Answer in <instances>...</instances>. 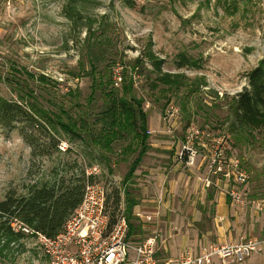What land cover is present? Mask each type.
I'll list each match as a JSON object with an SVG mask.
<instances>
[{
    "label": "rangeland",
    "instance_id": "1",
    "mask_svg": "<svg viewBox=\"0 0 264 264\" xmlns=\"http://www.w3.org/2000/svg\"><path fill=\"white\" fill-rule=\"evenodd\" d=\"M131 1L133 8L122 0H0V103L32 105L56 123L88 129L82 140L55 134L57 150L46 157H32L17 130L0 129V201L9 190L25 195L32 184L80 171L87 177L95 169L93 183L105 191L112 222L119 213L125 216L126 199L157 207L130 219L139 242L156 237L157 243L158 227L166 223L178 232L175 224L192 218L171 209L187 210L192 203L205 207L198 229H213L214 205L225 197L229 230L237 224L242 232L234 239L259 236L264 218L252 217L247 203L264 198V132L236 142L228 132L226 101L247 85L245 73L264 61V0ZM149 44L163 72L184 77L180 84L156 86L150 65H135ZM179 55L197 66L177 68ZM94 82L141 102L149 150L140 163L133 134L102 146L106 126L100 113L107 99ZM213 159L220 163L210 168ZM134 161L138 165L130 173ZM234 164L247 176L242 186L223 176ZM233 188L242 193V204L227 195ZM206 195L211 199L204 200ZM20 244L23 251L16 252ZM3 255L0 264H48L30 237Z\"/></svg>",
    "mask_w": 264,
    "mask_h": 264
},
{
    "label": "trees",
    "instance_id": "2",
    "mask_svg": "<svg viewBox=\"0 0 264 264\" xmlns=\"http://www.w3.org/2000/svg\"><path fill=\"white\" fill-rule=\"evenodd\" d=\"M82 1L83 0H79ZM125 6L133 8L134 2L122 0ZM74 8L72 11L74 12ZM68 18H72L68 15ZM73 19V18H72ZM104 40H97L103 43ZM148 63L153 75V83L163 86H175L182 82L183 76L163 72L162 61L154 54L149 44L135 59L136 66ZM196 63L184 55H179L177 68L196 67ZM247 85L234 97L226 101L228 110V132L236 142H244L252 137L253 131L264 132V61L244 75ZM98 84V85H97ZM94 82V89L104 93L107 105L100 120L106 126L101 134L102 146L107 148L123 133L133 134L140 148L138 163L142 161L149 145L147 140V114L142 109L140 101L118 97L114 90L105 91L101 83ZM126 89L123 90L126 93ZM66 119H70L66 117ZM58 122V121H57ZM83 125V124H82ZM75 128L72 125L56 123L43 110L24 105L11 100L0 103V129L17 130L21 138L31 148L32 157H46L51 150H57L59 139L54 135L63 131L65 134L77 136L80 140L87 135L85 125ZM243 140V141H241ZM101 144V142H100ZM133 162L129 172L132 173L138 165ZM70 168H67L69 171ZM127 176V175H126ZM87 183H93V177H85L84 171L77 175L61 176L52 181L32 184L26 188L25 195H18L9 190L0 201V256L8 254L13 246L25 238L24 234L12 228L14 221H19L34 232L47 237L57 236L66 220L80 204ZM116 206L118 196L116 197ZM134 201L126 199L125 216L128 222L127 239L136 233V226L130 222ZM115 220H113L114 222ZM21 248V249H19ZM22 245L16 252H22Z\"/></svg>",
    "mask_w": 264,
    "mask_h": 264
},
{
    "label": "built area",
    "instance_id": "3",
    "mask_svg": "<svg viewBox=\"0 0 264 264\" xmlns=\"http://www.w3.org/2000/svg\"><path fill=\"white\" fill-rule=\"evenodd\" d=\"M221 153L217 156L219 157ZM191 153L189 159L194 158ZM219 164L212 160L210 168ZM95 169L86 171V176L95 174ZM224 178L242 186L247 176L234 164ZM227 195L235 204L243 203V195L237 188ZM252 211L264 217V198L247 203ZM12 228L34 239L48 259V264H241L252 256L264 260V236L241 238L227 243L204 242L197 252L184 250L177 259L158 261L156 259V237L142 242L127 239L128 222L123 213L111 221L107 212L106 196L103 187L97 183H87L78 207L64 223L55 237H47L34 232L19 221Z\"/></svg>",
    "mask_w": 264,
    "mask_h": 264
},
{
    "label": "crops",
    "instance_id": "4",
    "mask_svg": "<svg viewBox=\"0 0 264 264\" xmlns=\"http://www.w3.org/2000/svg\"><path fill=\"white\" fill-rule=\"evenodd\" d=\"M155 166V165H154ZM152 166L149 168H146V170L149 171L150 176L148 177L151 179V174L152 173ZM155 187L157 183H154ZM188 191V190H187ZM183 194V193H182ZM192 193L188 195V199L192 198ZM182 199L184 200L187 197V193H184L182 196ZM211 196L206 195L204 200H210ZM202 200V199H201ZM134 201V206L132 207L131 210V215L134 216V213L136 212H142L143 214L146 213V211H156L157 207H142L137 204L135 199ZM227 198L225 197L224 199H219V201L214 205L215 208L218 211V215L214 216V218L211 221L212 228L211 230H204L200 231L198 229V225L203 221V219L206 217L205 213V207H201L200 205L198 206L197 209H195L194 204L192 203L190 207H187V210L185 209H179V210H174L171 209L173 212H178V215H184L190 219V223H183L182 225L179 223L175 224V229L178 232H173L171 231V228L166 225H161L158 228V235L159 240L156 243V259L158 261H165V260H171V259H177L181 253L184 250H190L192 252H197L200 245L204 241H209V242H217V243H227L234 241V239L237 236H239L241 232V228L237 224H233V231L229 230V228L232 226L228 221H227V211L225 212V206L227 203ZM203 202V200H202ZM212 202V201H211ZM215 202V200L213 201ZM161 208V206H160ZM158 207V209H160ZM163 208H168V206H163ZM161 209V212L165 213V210ZM169 210V209H168ZM233 211V210H232ZM180 213V214H179ZM252 217H258V215L251 210ZM169 217H173L170 214H167ZM174 218V217H173ZM264 218V217H262ZM258 220V219H257ZM238 221L236 220V223ZM175 223V222H174ZM173 224V222H171ZM174 226V225H173ZM138 232L130 237V241L138 243L140 240V237L138 236ZM264 236V226L260 228V233L259 236H252V237H262ZM212 264H221L218 260H213ZM241 264H264V260H262L258 256H252L245 260Z\"/></svg>",
    "mask_w": 264,
    "mask_h": 264
}]
</instances>
